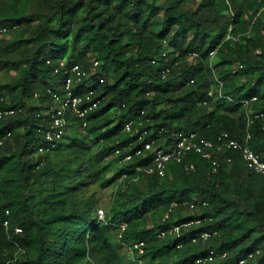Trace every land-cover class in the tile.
Returning <instances> with one entry per match:
<instances>
[{
  "label": "trees",
  "instance_id": "1",
  "mask_svg": "<svg viewBox=\"0 0 264 264\" xmlns=\"http://www.w3.org/2000/svg\"><path fill=\"white\" fill-rule=\"evenodd\" d=\"M263 7L0 0V72L15 73L0 82V110L15 111L0 119V264H132L124 245L140 242V264H264L263 174L226 151L217 172L190 154L159 177L146 171L153 154L144 145L167 146L180 132L245 139L248 116L264 113ZM75 66L90 78L78 81ZM69 78L76 96L92 90L99 105L85 119L67 114L52 147L54 94ZM263 125L249 130L264 157ZM204 232L211 237L201 240Z\"/></svg>",
  "mask_w": 264,
  "mask_h": 264
},
{
  "label": "built area",
  "instance_id": "2",
  "mask_svg": "<svg viewBox=\"0 0 264 264\" xmlns=\"http://www.w3.org/2000/svg\"><path fill=\"white\" fill-rule=\"evenodd\" d=\"M264 12V7L258 13L260 16ZM6 29L0 28V35L5 34ZM97 64V63H96ZM96 64L92 68V72L96 73ZM64 65V64H62ZM73 73L78 75V81H82V78H90V75L86 72H82L78 66H75L72 69ZM103 83V79L100 80ZM73 88V80L69 78L66 80V84L64 86L63 95L54 94V107L52 109L53 113L51 115L52 119V131H49L46 134L47 141L52 144L54 147L55 141H60L64 138L67 132V126L69 125L67 114L77 117L79 119H85L87 115L96 109L99 105V102L93 101L91 97H93V91L91 90L86 96L80 97L74 94ZM212 95V94H211ZM256 98L253 99L255 101ZM15 113L14 110H0V119L4 117L11 116ZM262 119L264 120V113L257 115H249L248 123H247V133L244 140L233 138L229 133H222L218 135L215 139L210 140L207 138H200L196 132H180L175 137L173 143H170L166 146V144L160 145L157 141L146 142L145 151L152 152V163L147 168V173L151 175H156L159 177H164L169 173V165L173 162L175 163H183V161L190 154H197L201 156L203 159L209 161L211 163V167L214 172H217L220 166L218 154L224 153L226 151L239 153L251 170L255 171L258 174L264 175V157L259 154L257 151L253 150L250 146V142L252 140V133L249 128L254 125L256 120ZM133 123H130L127 126L128 131L131 130ZM86 125V123L84 124ZM264 130V125L262 126ZM10 136V134L8 135ZM145 136V133L140 137V140ZM4 138H0V145L3 144ZM44 149H41V152ZM141 152H138L140 155ZM132 156H128L126 160H130ZM231 159H228L230 162ZM195 168L194 164H191L187 167V170H193ZM173 206H176L173 204ZM194 207V205H192ZM99 220L103 221L106 218V212L104 209H100L98 211ZM168 217V216H167ZM200 221H198L199 223ZM7 225V223H6ZM190 224H183L181 226H176L173 228L172 232L179 233L182 227H188ZM125 225H122V231L125 230ZM21 228H16V233H20ZM164 235V234H163ZM211 237V234L208 232L202 233L199 238L201 240H207ZM196 241V239H194ZM130 250L138 249L140 253H143L144 243L140 242L133 247L129 248ZM226 254L222 255V258H225ZM216 258V254L211 252L206 258H199L197 260L198 263H201L203 260L212 261ZM244 261H241L243 264Z\"/></svg>",
  "mask_w": 264,
  "mask_h": 264
},
{
  "label": "rangeland",
  "instance_id": "3",
  "mask_svg": "<svg viewBox=\"0 0 264 264\" xmlns=\"http://www.w3.org/2000/svg\"><path fill=\"white\" fill-rule=\"evenodd\" d=\"M3 38H5V37H3ZM15 76V73H13V72H8V71H4V72H0V82H3V83H5L6 81H8L9 79H11V78H13ZM215 99L217 100V97H215ZM97 197L98 198H103V199H107V198H109V194H111V191L109 190V191H105V190H102V189H98L97 190ZM100 209H102V208H100ZM191 214H193V212H191ZM132 250H130L129 249V247H127V246H125L124 245V253L125 254H130V259H131V263L132 264H140V262L138 261V260H134L133 258H132ZM141 263H143V262H141Z\"/></svg>",
  "mask_w": 264,
  "mask_h": 264
}]
</instances>
